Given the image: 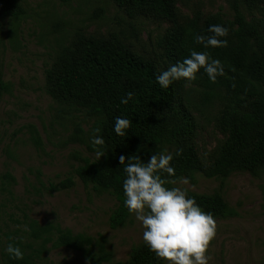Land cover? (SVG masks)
I'll use <instances>...</instances> for the list:
<instances>
[{
  "label": "rangeland",
  "instance_id": "rangeland-1",
  "mask_svg": "<svg viewBox=\"0 0 264 264\" xmlns=\"http://www.w3.org/2000/svg\"><path fill=\"white\" fill-rule=\"evenodd\" d=\"M173 1L176 23L152 10L120 9L115 0H19L26 14L2 19L0 65L9 91L0 102V264H7L3 249L8 243L29 255L31 264H96L106 258L102 264H121L144 243V229L134 215L122 227L109 225L116 206L110 191L86 186L73 174L82 157L96 155L86 135L93 119L58 96L56 79L66 54L82 37L111 43L119 37L163 71L174 64L166 54L169 32L196 16L202 25L217 13L225 20L234 15L235 0ZM239 4L264 35V2ZM224 94L222 87L206 84L198 74L192 81L177 80L174 107L191 115L193 133L156 152L175 154L193 145L200 167L196 181L184 184L181 178L172 187L198 195L218 193L235 212L214 218L217 231L209 245V264H264V171L234 169L224 179L203 175L221 157L229 138ZM68 176L74 177V187L52 190ZM50 223L83 234L91 243L82 251L54 245L56 234L49 242L47 236L37 237L34 226ZM24 225L29 231H23Z\"/></svg>",
  "mask_w": 264,
  "mask_h": 264
},
{
  "label": "trees",
  "instance_id": "trees-1",
  "mask_svg": "<svg viewBox=\"0 0 264 264\" xmlns=\"http://www.w3.org/2000/svg\"><path fill=\"white\" fill-rule=\"evenodd\" d=\"M64 3L70 0H62ZM120 9L152 10L159 16L177 22L173 0H115ZM264 2V0H253ZM234 15L225 20L220 13L209 16L201 25L196 16L187 26H179L165 37L166 54L175 64L182 61L191 51H204L203 45L195 42L196 35L208 36V28L220 24L228 28V35L221 39L228 41L227 46L209 48L211 56L220 59L224 65V75L211 82L201 69L197 74L208 85L222 87L225 91L224 116L229 129V138L221 157L210 166L203 175L206 178H226L234 169L250 172L264 171V35L251 23L240 9L239 0L234 1ZM26 14L19 0H0V51L2 46V19H18ZM114 43L99 39L82 37L78 47L66 54L63 66L56 79L58 96L73 106L81 109L93 123L86 135L94 128H100V136L105 143L96 154L91 144L90 151L95 157H82L81 163L74 168L76 175L86 186L96 190L110 191L116 200V206L110 214L109 225L119 228L126 225L132 214L124 207L122 183L124 165L119 164V157L139 156L147 162L149 156L162 145H175L181 138H190L193 129L191 115L178 111L174 107L175 82L168 88H161L155 76L161 71L153 60L143 59L129 50L119 37ZM9 91V84L4 80L0 65V102ZM132 93L127 104L120 102L122 97ZM247 109L240 113L239 108ZM116 117L128 119L131 123L125 135L118 136L113 131ZM1 124V119H0ZM80 133L84 130L80 127ZM78 137L82 140L83 137ZM180 156H175L171 166L174 176L163 173L169 181L167 187L181 178L194 183L200 171L199 157L196 148L183 146ZM127 163V161H126ZM73 176L52 185V190L61 191L74 187ZM205 211L213 217L232 216L234 210L223 197L187 193ZM37 237L56 234V246H65L84 251L91 239L83 234H74L71 230L54 223L35 225ZM94 261V260H93ZM109 261L98 260L96 264ZM7 264H31L29 255L23 260H7ZM121 264H165L158 260L143 243L132 249L127 261Z\"/></svg>",
  "mask_w": 264,
  "mask_h": 264
},
{
  "label": "clouds",
  "instance_id": "clouds-1",
  "mask_svg": "<svg viewBox=\"0 0 264 264\" xmlns=\"http://www.w3.org/2000/svg\"><path fill=\"white\" fill-rule=\"evenodd\" d=\"M208 32L211 35H196L194 38L196 43L203 45L204 51H191L182 61L155 76L161 88L166 89L180 79L195 80L201 69L213 83L218 76L224 75L223 63L213 58L207 49L227 46L228 41L221 38L228 35V28L213 24ZM131 99L132 93H128L120 102L127 104ZM130 123L126 118L116 117L113 131L123 136ZM100 132V128H94L89 137L98 157L104 155L98 149L105 143ZM181 153L182 150H175V156ZM173 159V153L166 149L152 153L147 162L139 156H131L127 160L120 156L119 164L124 165V207L140 222L144 229V244L158 260L166 264H209V245L216 236V221L212 213L205 212L194 198L187 196L186 191L166 186L169 181L162 174L175 175L171 166ZM188 182L187 178H183L182 183ZM23 231H29L27 225L23 226ZM3 251L9 259L19 261L24 258L21 248L13 243H8Z\"/></svg>",
  "mask_w": 264,
  "mask_h": 264
}]
</instances>
